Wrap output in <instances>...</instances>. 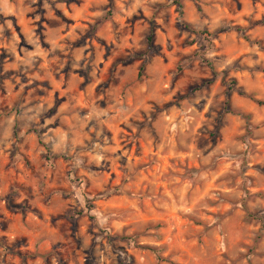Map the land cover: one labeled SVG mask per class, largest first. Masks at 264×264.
I'll return each instance as SVG.
<instances>
[{
  "label": "rangeland",
  "instance_id": "rangeland-1",
  "mask_svg": "<svg viewBox=\"0 0 264 264\" xmlns=\"http://www.w3.org/2000/svg\"><path fill=\"white\" fill-rule=\"evenodd\" d=\"M0 264H264V0H0Z\"/></svg>",
  "mask_w": 264,
  "mask_h": 264
},
{
  "label": "trees",
  "instance_id": "trees-1",
  "mask_svg": "<svg viewBox=\"0 0 264 264\" xmlns=\"http://www.w3.org/2000/svg\"><path fill=\"white\" fill-rule=\"evenodd\" d=\"M184 29H187L188 30V27L187 26H184ZM237 32H239V31H237ZM194 33L195 34H198V35H201V36H203L206 40H207V42H209V38L211 37V35H209V33H207V32H195L194 31ZM148 43L150 44V37H149V39H148ZM207 84V83H206ZM233 84V83H232ZM200 88H196V89H194L195 91H197V90H199ZM239 93V92H238ZM240 95H243L242 93H239ZM257 104L259 105V106H262V103L261 102H257ZM158 260H159V258H158Z\"/></svg>",
  "mask_w": 264,
  "mask_h": 264
}]
</instances>
